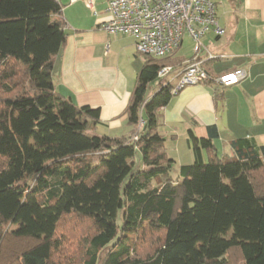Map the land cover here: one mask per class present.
Segmentation results:
<instances>
[{
  "label": "trees",
  "instance_id": "16d2710c",
  "mask_svg": "<svg viewBox=\"0 0 264 264\" xmlns=\"http://www.w3.org/2000/svg\"><path fill=\"white\" fill-rule=\"evenodd\" d=\"M61 13L58 0H0V264H71L77 251L79 264H264V145L237 139L221 156L216 127L190 132L194 162L171 176L159 127L173 85L159 72L191 63L174 56L145 57L132 132L97 134L100 110L55 90ZM85 222L79 238L71 227Z\"/></svg>",
  "mask_w": 264,
  "mask_h": 264
},
{
  "label": "crops",
  "instance_id": "0c3cea01",
  "mask_svg": "<svg viewBox=\"0 0 264 264\" xmlns=\"http://www.w3.org/2000/svg\"><path fill=\"white\" fill-rule=\"evenodd\" d=\"M58 1L62 13L55 19L64 21L67 42L54 59L57 94L79 107L99 109L97 134L128 136L133 128L125 110L146 58L137 53L132 37L108 35L102 29L109 19L110 0H92L95 13L87 0ZM212 1L224 34L219 38L208 34L198 58L206 60L208 52L217 57L205 63L214 80L237 70L247 77L227 87L214 80L187 86L161 110L159 133L168 157L178 166L174 178L182 166L194 162L190 132L207 139L209 129L216 127L219 135L214 145L221 156L232 153L230 143L237 139L264 145V0ZM183 59L192 62L194 57ZM203 154L207 157L206 151Z\"/></svg>",
  "mask_w": 264,
  "mask_h": 264
},
{
  "label": "built area",
  "instance_id": "2783aa9c",
  "mask_svg": "<svg viewBox=\"0 0 264 264\" xmlns=\"http://www.w3.org/2000/svg\"><path fill=\"white\" fill-rule=\"evenodd\" d=\"M86 4L95 13L93 1L87 0ZM107 13L109 19L102 29L108 35L132 37L137 53L144 57L158 60L171 58L182 47L186 35L191 39L193 61L180 70L166 67L159 72V78L166 83L176 81L171 91L173 96L187 86L214 80L205 63L217 57L208 52L207 61L198 58L205 49L203 39L208 34L213 33L218 38L224 34L218 23L217 6L212 0H110ZM173 71L176 74L170 81L168 77ZM246 77L245 71L237 70L214 81L227 87ZM144 125L141 120L133 141L139 140V132Z\"/></svg>",
  "mask_w": 264,
  "mask_h": 264
},
{
  "label": "rangeland",
  "instance_id": "374dc122",
  "mask_svg": "<svg viewBox=\"0 0 264 264\" xmlns=\"http://www.w3.org/2000/svg\"><path fill=\"white\" fill-rule=\"evenodd\" d=\"M179 51H180L179 52L180 54H176L177 58H184V57L193 56V42L191 41V39L187 35L184 37V44ZM171 58H173V56ZM175 74H176L175 71L171 72V74L168 77V80L172 81L174 79ZM159 85H160L159 80L152 82L149 86V93L152 94L153 91L159 87ZM135 163H136V165H135L136 170L142 168V166H143L142 165V155L140 153L137 155V157L135 159ZM177 171H178V166L176 165L174 167L172 173H171V176L175 177L177 175L176 174ZM71 228L75 230V232L79 236V238H81L83 236L90 235L93 232L91 226L86 224V222L85 223H76ZM67 252H69V251H67ZM80 255L81 254L79 251L75 252V255L72 253V255H70L69 258L67 257L68 258L67 263L70 262L71 264H79Z\"/></svg>",
  "mask_w": 264,
  "mask_h": 264
}]
</instances>
